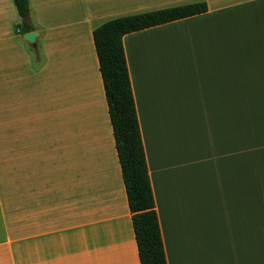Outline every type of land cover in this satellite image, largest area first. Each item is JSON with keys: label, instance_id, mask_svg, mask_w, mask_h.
Masks as SVG:
<instances>
[{"label": "crops", "instance_id": "0c3cea01", "mask_svg": "<svg viewBox=\"0 0 264 264\" xmlns=\"http://www.w3.org/2000/svg\"><path fill=\"white\" fill-rule=\"evenodd\" d=\"M191 3L207 11L122 38L166 263L264 264V0H29L33 44L0 0L9 161L28 170L13 241L29 264H140L92 32ZM26 119L53 122L58 164L18 145Z\"/></svg>", "mask_w": 264, "mask_h": 264}, {"label": "trees", "instance_id": "16d2710c", "mask_svg": "<svg viewBox=\"0 0 264 264\" xmlns=\"http://www.w3.org/2000/svg\"><path fill=\"white\" fill-rule=\"evenodd\" d=\"M23 33L29 0H13ZM205 3H191L110 19L92 32L115 148L126 191L140 264H167L141 140L122 38L126 34L203 14Z\"/></svg>", "mask_w": 264, "mask_h": 264}, {"label": "rangeland", "instance_id": "374dc122", "mask_svg": "<svg viewBox=\"0 0 264 264\" xmlns=\"http://www.w3.org/2000/svg\"><path fill=\"white\" fill-rule=\"evenodd\" d=\"M3 107L0 106V259L5 264H29L27 240L14 244L13 241V195L19 196L23 193L24 186H14L13 179L18 177L26 178L28 170L12 168L13 164L9 161L13 157L12 147L15 139L13 134V122L8 120L11 116L3 115ZM9 113V111L7 112ZM52 121L24 120L15 125L17 135L31 136L18 137V145L29 146L31 144V154L35 166L43 161H53L54 164L60 162V139L51 137L54 132ZM28 163V162H27ZM58 172V171H56ZM25 174V175H24ZM39 177V175H36ZM16 180V179H15ZM15 192V193H14ZM19 234L16 235L18 237Z\"/></svg>", "mask_w": 264, "mask_h": 264}, {"label": "water", "instance_id": "95a60500", "mask_svg": "<svg viewBox=\"0 0 264 264\" xmlns=\"http://www.w3.org/2000/svg\"><path fill=\"white\" fill-rule=\"evenodd\" d=\"M26 22L29 23V19L26 18ZM37 33L35 31L25 33L23 35V39L26 40L29 44H33L35 42Z\"/></svg>", "mask_w": 264, "mask_h": 264}]
</instances>
